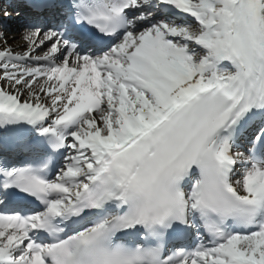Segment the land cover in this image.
<instances>
[{
    "label": "snow or ice",
    "instance_id": "obj_1",
    "mask_svg": "<svg viewBox=\"0 0 264 264\" xmlns=\"http://www.w3.org/2000/svg\"><path fill=\"white\" fill-rule=\"evenodd\" d=\"M0 264H264V0H0Z\"/></svg>",
    "mask_w": 264,
    "mask_h": 264
},
{
    "label": "bare ground",
    "instance_id": "obj_2",
    "mask_svg": "<svg viewBox=\"0 0 264 264\" xmlns=\"http://www.w3.org/2000/svg\"><path fill=\"white\" fill-rule=\"evenodd\" d=\"M16 40L19 41V44H20V45L23 44V41L21 40L19 34H17V36H16ZM13 46H15V45H13Z\"/></svg>",
    "mask_w": 264,
    "mask_h": 264
},
{
    "label": "rangeland",
    "instance_id": "obj_3",
    "mask_svg": "<svg viewBox=\"0 0 264 264\" xmlns=\"http://www.w3.org/2000/svg\"><path fill=\"white\" fill-rule=\"evenodd\" d=\"M13 47H17V45L13 46Z\"/></svg>",
    "mask_w": 264,
    "mask_h": 264
}]
</instances>
